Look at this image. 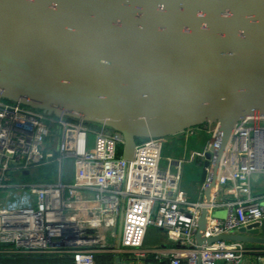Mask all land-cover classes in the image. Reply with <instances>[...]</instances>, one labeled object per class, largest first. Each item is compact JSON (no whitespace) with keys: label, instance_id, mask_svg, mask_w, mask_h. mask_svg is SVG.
Listing matches in <instances>:
<instances>
[{"label":"water","instance_id":"95a60500","mask_svg":"<svg viewBox=\"0 0 264 264\" xmlns=\"http://www.w3.org/2000/svg\"><path fill=\"white\" fill-rule=\"evenodd\" d=\"M0 97L114 130L129 161L141 139L218 123L209 202L234 125L264 117V0H0ZM208 216L200 244L264 245V222L207 238Z\"/></svg>","mask_w":264,"mask_h":264},{"label":"built area","instance_id":"2783aa9c","mask_svg":"<svg viewBox=\"0 0 264 264\" xmlns=\"http://www.w3.org/2000/svg\"><path fill=\"white\" fill-rule=\"evenodd\" d=\"M218 127L210 122L174 136L141 139L129 161L119 152L124 139L114 130L0 97V264H99L100 256L103 264H243L250 251L264 264L263 251L246 242L197 241L205 208L207 238L264 222V197L252 189L253 175L264 173L262 116L234 125L209 202L204 201L206 182L199 181L196 200L182 186L184 165L198 161L201 172ZM202 131L210 135L204 149L190 158L169 156L162 164L170 139L182 136L188 142ZM53 163L54 181L22 179L25 172ZM216 210L226 216H214ZM151 226L164 232L171 245L146 248ZM19 256L41 262L3 261Z\"/></svg>","mask_w":264,"mask_h":264},{"label":"rangeland","instance_id":"374dc122","mask_svg":"<svg viewBox=\"0 0 264 264\" xmlns=\"http://www.w3.org/2000/svg\"><path fill=\"white\" fill-rule=\"evenodd\" d=\"M209 140H210V135L206 131H202L199 135L192 136L188 142L183 140L182 136H178L175 137L174 139H170V143L167 144L164 148V152H163L164 159L162 161V164L163 165L167 164L166 158L169 156L173 158H178L183 156L190 158L193 151H199L204 149L205 146L208 144ZM123 148H124L123 146L120 147L119 152H122ZM197 163L198 161L197 162L195 161L193 163H187L184 165L185 169H184L183 186L185 188L188 189H191L192 187L194 188L195 182L198 183V174L200 172V167H198ZM68 168L69 170L72 171L71 164L68 166ZM214 214H215L214 216L219 218H224L226 216V212L224 210L222 211L216 210ZM161 235L162 234H159L156 227L151 226L147 236V246L149 244L151 246H154L155 244L160 243V240L162 238Z\"/></svg>","mask_w":264,"mask_h":264},{"label":"crops","instance_id":"0c3cea01","mask_svg":"<svg viewBox=\"0 0 264 264\" xmlns=\"http://www.w3.org/2000/svg\"><path fill=\"white\" fill-rule=\"evenodd\" d=\"M183 181H184V179H183ZM182 186H183V183H182ZM199 187H200L199 178H198V183L195 182L194 188L192 187L191 189H188V188H185L183 186V188L189 192L192 199H194V200L198 199L199 191H200ZM252 189L256 195H259V196L263 195V197H264V173H256L253 175V177H252ZM263 202H264V198H263ZM156 229L159 232V234H162L161 235L162 238L160 240V243L155 244V245H158V246L159 245H171L166 234L164 232H162L160 229H158V228H156ZM149 230H150V228H149ZM148 233H149V231H148ZM147 236H148V234H147ZM147 236L145 239V247L149 248L152 246L150 244H149L150 246L149 245L147 246ZM248 244H249V247L251 249L257 248V249L261 250V252L263 251L262 253L264 255V245H262V244H250V243H248ZM257 255H258L257 252L250 251L249 253L246 254L243 264H259V262L257 260ZM105 262L106 261H105L104 257H102V256L98 257V263L99 264H103Z\"/></svg>","mask_w":264,"mask_h":264},{"label":"trees","instance_id":"16d2710c","mask_svg":"<svg viewBox=\"0 0 264 264\" xmlns=\"http://www.w3.org/2000/svg\"><path fill=\"white\" fill-rule=\"evenodd\" d=\"M8 101V100H7ZM90 126L93 127H99L96 124L88 123ZM57 174V166L56 164H48L38 167L32 172H29L27 174H22V179L30 182H52L55 179V176ZM71 174V170H69V175ZM6 263H36L41 262L37 258L34 257H5L3 259ZM67 258H53L51 262H67Z\"/></svg>","mask_w":264,"mask_h":264}]
</instances>
